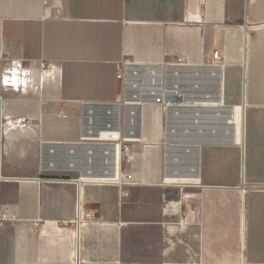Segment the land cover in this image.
I'll list each match as a JSON object with an SVG mask.
<instances>
[{"label":"crops","instance_id":"1","mask_svg":"<svg viewBox=\"0 0 264 264\" xmlns=\"http://www.w3.org/2000/svg\"><path fill=\"white\" fill-rule=\"evenodd\" d=\"M0 264H264V0H0Z\"/></svg>","mask_w":264,"mask_h":264},{"label":"built area","instance_id":"2","mask_svg":"<svg viewBox=\"0 0 264 264\" xmlns=\"http://www.w3.org/2000/svg\"><path fill=\"white\" fill-rule=\"evenodd\" d=\"M223 64V55L220 51L213 53V69L210 79L213 87H218L219 69ZM44 66V64H43ZM206 73L204 69L195 68L191 72L184 73L178 63H173L166 72L160 73L151 70L139 71L131 61H126L118 69V79L130 86L128 88L135 91L131 96L133 103L145 105L153 102L163 108L167 120L177 121L176 117L180 116L178 110L183 108L184 98L187 103L196 101L198 94L192 93L185 87H201L202 74ZM15 71H9L11 79H15ZM19 123L22 120L18 121ZM124 144V152L129 153V142Z\"/></svg>","mask_w":264,"mask_h":264},{"label":"rangeland","instance_id":"3","mask_svg":"<svg viewBox=\"0 0 264 264\" xmlns=\"http://www.w3.org/2000/svg\"><path fill=\"white\" fill-rule=\"evenodd\" d=\"M217 81L218 82L220 81L219 78ZM201 87H213V85L211 84V81L209 79V76L206 73L202 74V85H201Z\"/></svg>","mask_w":264,"mask_h":264},{"label":"bare ground","instance_id":"4","mask_svg":"<svg viewBox=\"0 0 264 264\" xmlns=\"http://www.w3.org/2000/svg\"><path fill=\"white\" fill-rule=\"evenodd\" d=\"M219 77H220V79H221V75H219ZM236 124V123H235ZM238 127V126H237ZM238 129V128H237ZM238 132V131H237ZM241 137H242V135H240V139L239 138H237V140H241ZM236 140V139H235Z\"/></svg>","mask_w":264,"mask_h":264}]
</instances>
